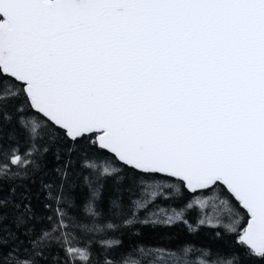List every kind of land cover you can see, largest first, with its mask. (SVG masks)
<instances>
[{"label": "snow or ice", "instance_id": "obj_1", "mask_svg": "<svg viewBox=\"0 0 264 264\" xmlns=\"http://www.w3.org/2000/svg\"><path fill=\"white\" fill-rule=\"evenodd\" d=\"M0 264H264V0H0Z\"/></svg>", "mask_w": 264, "mask_h": 264}, {"label": "trees", "instance_id": "obj_2", "mask_svg": "<svg viewBox=\"0 0 264 264\" xmlns=\"http://www.w3.org/2000/svg\"><path fill=\"white\" fill-rule=\"evenodd\" d=\"M54 164V160L52 159L51 155H49V166L51 167ZM31 188L33 194V206L37 209V211L41 210V200L43 199V195L38 193V185L33 184L29 186ZM7 190V186H5V191ZM22 191V189H21ZM79 195L83 196L84 193H78ZM37 195H39V199H37ZM187 196L190 198L191 194L188 193ZM197 215L195 210L190 211L188 213V218L193 220ZM210 237V230L202 229L199 235H189L182 224L174 226V227H161L157 226L155 228L152 227H144L142 231V236L140 240L137 241L132 237L124 236L123 240V247L119 248L116 252L117 256H124L130 262L141 259L142 257L135 251V246L137 244L142 243L143 245L147 246H161V245H168L172 248H175L176 245L183 243L186 240H191L194 242L195 245L200 246L203 244L211 243ZM214 247H223V244L214 245ZM194 256H198V253L194 254Z\"/></svg>", "mask_w": 264, "mask_h": 264}]
</instances>
